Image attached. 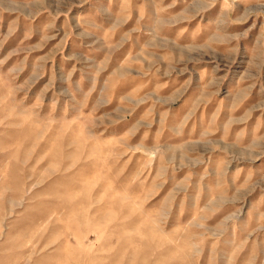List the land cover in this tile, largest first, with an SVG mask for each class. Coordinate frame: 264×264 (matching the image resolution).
Returning a JSON list of instances; mask_svg holds the SVG:
<instances>
[{"label":"rangeland","instance_id":"374dc122","mask_svg":"<svg viewBox=\"0 0 264 264\" xmlns=\"http://www.w3.org/2000/svg\"><path fill=\"white\" fill-rule=\"evenodd\" d=\"M0 264H264V0H0Z\"/></svg>","mask_w":264,"mask_h":264}]
</instances>
